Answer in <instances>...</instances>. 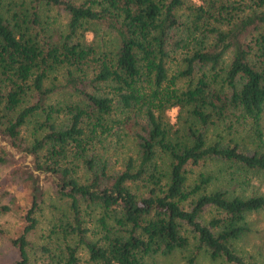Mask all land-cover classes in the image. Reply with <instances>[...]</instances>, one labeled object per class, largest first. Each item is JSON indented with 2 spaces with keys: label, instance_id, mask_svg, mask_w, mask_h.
I'll return each instance as SVG.
<instances>
[{
  "label": "trees",
  "instance_id": "trees-1",
  "mask_svg": "<svg viewBox=\"0 0 264 264\" xmlns=\"http://www.w3.org/2000/svg\"><path fill=\"white\" fill-rule=\"evenodd\" d=\"M263 105L264 0H0L11 264H254L234 243L264 210Z\"/></svg>",
  "mask_w": 264,
  "mask_h": 264
},
{
  "label": "rangeland",
  "instance_id": "rangeland-1",
  "mask_svg": "<svg viewBox=\"0 0 264 264\" xmlns=\"http://www.w3.org/2000/svg\"><path fill=\"white\" fill-rule=\"evenodd\" d=\"M261 126L264 133V105L261 113ZM112 142L117 147L115 155H113V163L115 158L126 148L122 136ZM115 164V163H114ZM17 163L12 164V166ZM9 166L0 165V179L7 177L10 171ZM15 182H7L6 185L1 184L0 187V203L8 205V211L0 213V264H11L15 257V252L8 245V236L15 234L21 226L22 211L26 206L28 193L26 186L17 177L12 178ZM247 187H259L264 189L263 183L258 182L256 177H252L247 182ZM6 189V190H5ZM248 231L240 236L234 243L237 252L247 261L254 264H264V210L249 213L246 216ZM190 248V247H189ZM173 249L168 253H153L147 257L151 264H177L181 263L190 249ZM196 264H224L220 259H211L204 252L198 253Z\"/></svg>",
  "mask_w": 264,
  "mask_h": 264
}]
</instances>
